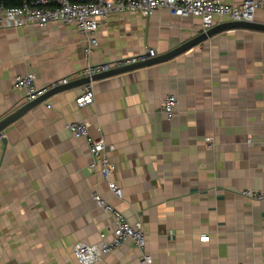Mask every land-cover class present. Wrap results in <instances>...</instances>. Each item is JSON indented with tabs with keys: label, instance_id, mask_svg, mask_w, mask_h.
I'll return each mask as SVG.
<instances>
[{
	"label": "crops",
	"instance_id": "0c3cea01",
	"mask_svg": "<svg viewBox=\"0 0 264 264\" xmlns=\"http://www.w3.org/2000/svg\"><path fill=\"white\" fill-rule=\"evenodd\" d=\"M254 22L264 24V9ZM202 33L199 18L167 9L114 15L88 55L73 25L5 29L0 120L27 103L15 76L49 86L88 64L166 54ZM92 85V104L77 106L83 86L53 94L4 131L0 264H79L73 246L99 244L114 227L95 194L147 236L144 250L127 241L95 264H145V255L151 264H264V200L241 195L264 188V32L223 31L167 62ZM169 95L178 100L172 117L162 110ZM81 120L93 140L115 147L122 199L90 167L88 143L67 129Z\"/></svg>",
	"mask_w": 264,
	"mask_h": 264
},
{
	"label": "built area",
	"instance_id": "2783aa9c",
	"mask_svg": "<svg viewBox=\"0 0 264 264\" xmlns=\"http://www.w3.org/2000/svg\"><path fill=\"white\" fill-rule=\"evenodd\" d=\"M159 9H167L173 16L199 18L201 31L207 32L218 22H254L257 12L264 9V0H244L241 4H227L225 0H30L19 7L0 5V32L10 28L44 27L52 23L73 25L77 32L87 39L85 52L89 55L99 45L97 34L102 22H106L109 17L130 13L149 17ZM156 55V50L150 49L146 54L138 57L121 58L112 63L88 64L78 74L61 78L43 87L36 84L32 75H18L14 78V88L24 92L25 100L29 103L57 86L67 85L81 78H91ZM92 84L82 87L81 95L76 99L78 107L83 108L93 103ZM177 106V98L169 95L163 101L162 110L166 116L172 117ZM67 129L74 138L88 143L93 158L90 167L92 169L100 167L110 192L117 199H122L123 192L113 179L115 166L110 159V153L115 150V147L106 145L103 138L93 140L90 137L89 124L85 120L70 122ZM2 138L3 134L0 135V139ZM207 141L208 146L212 147L213 138L209 137ZM241 195L247 199L261 201L264 200V188L261 191L243 190ZM94 200L99 208L112 216L114 227L109 239L106 233L99 234L101 239L99 244L79 242L73 246V254L79 264H95L127 241H132L140 250L145 249L147 236L141 223H130L123 212L98 194L94 195ZM205 240H208V237ZM151 262L150 255L142 258V263L151 264Z\"/></svg>",
	"mask_w": 264,
	"mask_h": 264
},
{
	"label": "water",
	"instance_id": "95a60500",
	"mask_svg": "<svg viewBox=\"0 0 264 264\" xmlns=\"http://www.w3.org/2000/svg\"><path fill=\"white\" fill-rule=\"evenodd\" d=\"M232 29H245V30H255V31L264 32V24L258 23V22H225L220 25L214 26L213 28L209 29L207 32H203L202 34H199L198 36H196V38H193L192 40L182 44L178 48L166 54L155 56V57H150L144 61L132 64V65L124 66L121 68H116L109 72L95 75L91 78H81V79L74 80L67 85L57 86L49 90L47 93H45L43 96L39 97L38 99L24 104L23 106L18 108L16 111L12 112L8 116L0 120V135H2L9 126L14 124L21 117H23L26 113L32 110L35 106L44 102L49 96L53 94L61 93V92L71 90L74 88H79L86 84H90V83H93V82H96L102 79H106L109 77H113L116 75L124 74V73L131 72L134 70H138V69H142V68H146V67H150L153 65L167 62L171 59H174L178 55L186 52L190 48H193L201 43H204L205 41H207L214 35L221 33L223 31L232 30Z\"/></svg>",
	"mask_w": 264,
	"mask_h": 264
},
{
	"label": "trees",
	"instance_id": "16d2710c",
	"mask_svg": "<svg viewBox=\"0 0 264 264\" xmlns=\"http://www.w3.org/2000/svg\"><path fill=\"white\" fill-rule=\"evenodd\" d=\"M26 1L30 0H0V5H5L6 7H19Z\"/></svg>",
	"mask_w": 264,
	"mask_h": 264
}]
</instances>
